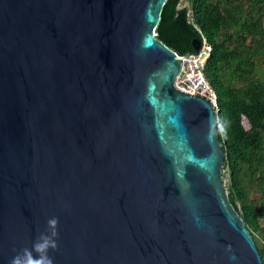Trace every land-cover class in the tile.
<instances>
[{"label":"water","instance_id":"water-1","mask_svg":"<svg viewBox=\"0 0 264 264\" xmlns=\"http://www.w3.org/2000/svg\"><path fill=\"white\" fill-rule=\"evenodd\" d=\"M164 2L0 0V264L52 217L54 264H264Z\"/></svg>","mask_w":264,"mask_h":264},{"label":"trees","instance_id":"trees-1","mask_svg":"<svg viewBox=\"0 0 264 264\" xmlns=\"http://www.w3.org/2000/svg\"><path fill=\"white\" fill-rule=\"evenodd\" d=\"M180 1L165 0L156 36L180 55L194 39L210 46L204 74L225 152L221 175L264 263V0Z\"/></svg>","mask_w":264,"mask_h":264},{"label":"built area","instance_id":"built-area-1","mask_svg":"<svg viewBox=\"0 0 264 264\" xmlns=\"http://www.w3.org/2000/svg\"><path fill=\"white\" fill-rule=\"evenodd\" d=\"M210 53V46L202 42L198 52L181 55L183 65L176 76L174 84L177 88L190 94L208 97L216 105L215 93L204 74V67Z\"/></svg>","mask_w":264,"mask_h":264},{"label":"clouds","instance_id":"clouds-1","mask_svg":"<svg viewBox=\"0 0 264 264\" xmlns=\"http://www.w3.org/2000/svg\"><path fill=\"white\" fill-rule=\"evenodd\" d=\"M219 131L226 134V128L223 124L219 125ZM58 223L56 217L48 219L46 231L39 234L31 248L25 247L17 251L9 264H54L49 251L58 248Z\"/></svg>","mask_w":264,"mask_h":264},{"label":"rangeland","instance_id":"rangeland-1","mask_svg":"<svg viewBox=\"0 0 264 264\" xmlns=\"http://www.w3.org/2000/svg\"><path fill=\"white\" fill-rule=\"evenodd\" d=\"M180 5L181 6H186V5H188V1L187 0H181L180 1ZM241 121H242V124H243L244 127H248V125H249L248 121H247V119L244 116L241 117Z\"/></svg>","mask_w":264,"mask_h":264}]
</instances>
